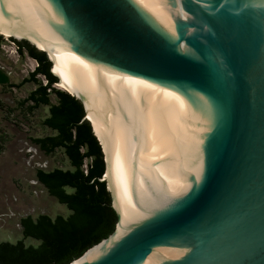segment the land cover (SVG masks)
<instances>
[{
  "label": "water",
  "instance_id": "water-1",
  "mask_svg": "<svg viewBox=\"0 0 264 264\" xmlns=\"http://www.w3.org/2000/svg\"><path fill=\"white\" fill-rule=\"evenodd\" d=\"M0 31L102 148L115 229L69 264H264V0H0Z\"/></svg>",
  "mask_w": 264,
  "mask_h": 264
},
{
  "label": "trees",
  "instance_id": "trees-1",
  "mask_svg": "<svg viewBox=\"0 0 264 264\" xmlns=\"http://www.w3.org/2000/svg\"><path fill=\"white\" fill-rule=\"evenodd\" d=\"M10 40L17 44L20 54L26 50L38 63L21 82L37 84L24 102H32L35 108L41 104L50 105L44 124L56 131L53 135L31 140L47 154L63 147L74 169L37 170L38 180L50 195L65 203L72 212L66 217L40 214L36 218L31 215L21 218L24 238L33 237L41 243L26 245L24 238L14 243L0 241V264H69L115 229L117 214L106 182L100 180L105 171L104 155L91 124L82 121L81 101L54 87L58 78L51 72L52 64L47 54L26 40ZM3 41L0 35V45ZM38 75H43L47 83L44 84ZM51 92L57 95V103L51 104ZM86 158H91V162L85 170ZM67 186L73 191L68 192Z\"/></svg>",
  "mask_w": 264,
  "mask_h": 264
},
{
  "label": "rangeland",
  "instance_id": "rangeland-1",
  "mask_svg": "<svg viewBox=\"0 0 264 264\" xmlns=\"http://www.w3.org/2000/svg\"><path fill=\"white\" fill-rule=\"evenodd\" d=\"M3 37L0 45V241L14 243L23 239L21 218L28 215L36 218L39 214L66 217L71 212L50 195L38 180L37 170H73L74 167L63 147L47 154L31 140L56 133L44 124L50 105L41 104L35 108L32 102H24L37 84L21 82L38 63L26 50L20 54L17 44L9 36ZM38 77L47 83L43 75ZM54 87L63 90L58 85ZM50 101L51 104L58 102L54 92L50 94ZM90 162L91 158L84 160L85 170ZM66 189L72 191L71 188ZM24 242L26 245L39 244L31 237Z\"/></svg>",
  "mask_w": 264,
  "mask_h": 264
},
{
  "label": "bare ground",
  "instance_id": "bare-ground-1",
  "mask_svg": "<svg viewBox=\"0 0 264 264\" xmlns=\"http://www.w3.org/2000/svg\"><path fill=\"white\" fill-rule=\"evenodd\" d=\"M0 33L1 34H3V35H6V36H10L9 34H6L5 32H3V31H0ZM22 38H24V37H22ZM21 39V38H20ZM27 39V38H26ZM31 41V40H30ZM31 42H33V41H31ZM35 45H37L40 49H42V50H45V51H47L48 53H49V55L51 56V58L53 59V56H52V54L46 49V48H43V47H41V46H39L37 43H35V42H33ZM52 69L54 70V66L52 67ZM55 72V71H54ZM56 73V72H55ZM57 74V73H56ZM58 75V74H57ZM61 78V77H60ZM59 82H61V80L59 81ZM58 85V87H60V88H62L63 90H65V91H67V92H69V93H72V94H74L73 92H71L69 89H67L65 86H64V83L63 82H61L60 84H57ZM75 95V94H74ZM88 117H89V119L92 121V119H91V117L89 116V114H88ZM92 123H93V121H92ZM93 126H94V124H93ZM94 130H95V127H94ZM95 133H96V131H95ZM97 134V133H96ZM98 136V135H97ZM99 137V136H98ZM100 139V138H99ZM101 141V140H100ZM103 145V144H102ZM106 156H107V154H106ZM107 179H108V183H109V178H108V176H107ZM115 205H116V207L119 209V205L117 204V199H115ZM94 249V248H93ZM92 250V249H91ZM90 250V251H91ZM88 253V252H87Z\"/></svg>",
  "mask_w": 264,
  "mask_h": 264
},
{
  "label": "flooded vegetation",
  "instance_id": "flooded-vegetation-1",
  "mask_svg": "<svg viewBox=\"0 0 264 264\" xmlns=\"http://www.w3.org/2000/svg\"><path fill=\"white\" fill-rule=\"evenodd\" d=\"M66 188H71V187L67 186ZM71 189H72V188H71ZM66 190H67V189H66ZM72 191H73V189H72ZM72 191H71V192H72ZM68 192H69V191H68ZM54 197H55V196H54ZM57 200H58V198H57ZM58 201H59V200H58ZM59 202H60V201H59ZM60 203H61V202H60ZM63 204H65V203H63ZM65 205H66V204H65ZM66 206H67V205H66ZM67 207H68V206H67ZM68 209H69V208H68ZM69 210H70V209H69ZM70 211H71V210H70ZM71 212H72V211H71ZM71 212L68 214V216L71 214ZM39 215H40V214H39ZM39 215H38V216H39ZM38 216H37V217H38ZM56 216H57V215H56ZM56 216H55V217H56ZM55 217H53V218H55ZM22 232H23V227H22ZM23 238H24V235H23ZM27 238H29V237H27ZM31 238H33V237H31ZM24 239H26V238H24ZM34 239H35V238H34ZM19 240H20V239H19ZM35 240H38V239H35ZM38 241H39V244H40V243H41L40 240H38ZM39 244H38V245H39ZM38 245H37V246H38ZM34 246H36V245H34Z\"/></svg>",
  "mask_w": 264,
  "mask_h": 264
}]
</instances>
